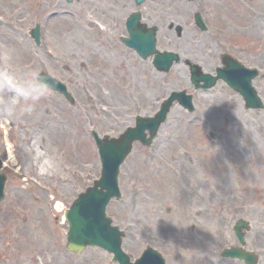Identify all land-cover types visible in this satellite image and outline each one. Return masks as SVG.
<instances>
[{"label": "rangeland", "instance_id": "1", "mask_svg": "<svg viewBox=\"0 0 264 264\" xmlns=\"http://www.w3.org/2000/svg\"><path fill=\"white\" fill-rule=\"evenodd\" d=\"M58 10L78 23L74 41L53 35ZM135 10L157 29L156 49L180 54L168 72H157L150 57L141 60L119 40ZM196 13L206 31L195 26ZM36 24L39 44L30 36ZM223 51L264 73V0H144L139 7L134 0H0V74L40 89L36 76L46 72L75 100L49 88L38 100L0 89L7 175L0 264H118L100 247L77 254L65 248L63 212L100 175L90 132L118 135L178 90L193 95L194 112L175 101L152 144L134 143L120 166L122 196L110 200L106 215L124 231L122 250L130 261L150 246L166 264H244L220 254L238 245L232 227L240 218L249 224L244 248L264 264V109H246L221 81L194 91L184 64L213 73ZM253 85L264 103V79Z\"/></svg>", "mask_w": 264, "mask_h": 264}, {"label": "water", "instance_id": "2", "mask_svg": "<svg viewBox=\"0 0 264 264\" xmlns=\"http://www.w3.org/2000/svg\"><path fill=\"white\" fill-rule=\"evenodd\" d=\"M140 4L143 0H135ZM197 26L204 27L200 17L196 16ZM128 38L121 40L134 48L142 57L147 58L148 55L154 54L153 64L160 71H167L173 60H177V55L172 52H158L155 48V32L156 29L147 28L145 24L139 22V13H133L127 20ZM38 28L32 30V35L38 43ZM224 68L217 69V76L202 73L197 65L191 66V81L196 87L208 88L214 85L218 78H222L225 82L237 90L245 101L246 107L251 109L263 108V104L256 90L252 87V79L257 75L255 69L245 68L236 63L232 58L224 59ZM37 79L42 81L50 88L59 91L65 98L73 102L71 96L66 91L64 84L56 81L52 77L40 73ZM203 81L199 84L198 81ZM176 100L184 108L191 111L194 109L191 96L186 91L172 92L165 101H162L160 109L155 112L153 117H140L135 119V126L128 127L123 133L117 137L104 135L100 138L96 132H92L94 142L98 148V154L101 163V175L98 180H94L92 186L87 187L83 193L72 202L70 207L64 211L66 223H68V231L66 237V248L69 251L80 253L87 245H97L103 247L113 253V260L119 264H165L161 255L150 247L143 250L142 255L133 262L122 252L121 236L123 232L118 228L111 226L110 218L105 216V207L110 198L119 197L120 192L117 183V175L120 164L129 154L132 143L136 140L143 145L151 144L161 123L166 120L167 113ZM146 130L148 136H146ZM1 168V161H0ZM6 176L0 171V201L4 198ZM241 228L248 229L247 221L239 219L234 224L235 236H237L240 244L244 243L243 232ZM223 256L237 257L243 259L246 264H255L256 256L252 253L243 251L240 248L224 249Z\"/></svg>", "mask_w": 264, "mask_h": 264}, {"label": "bare ground", "instance_id": "3", "mask_svg": "<svg viewBox=\"0 0 264 264\" xmlns=\"http://www.w3.org/2000/svg\"><path fill=\"white\" fill-rule=\"evenodd\" d=\"M70 14L71 13H69L68 11H63V10L55 11L54 15L51 16L52 17L51 29L53 30V35H55L56 37L69 38V39L74 41L76 39V31L78 28V23L75 21L76 25H74L71 22V18H68L69 16H71ZM84 19H86V18H84ZM92 25H94L93 22H92ZM104 30H105V28H101L102 32H104ZM20 46H21L22 50H24V51L26 50L25 43L20 42ZM46 54L48 56L52 57V55L49 52H46ZM64 67L67 69H70V64H67L66 62H64ZM10 98L11 97L7 94L5 99H3V100L7 101L9 103L11 100ZM87 100L90 102V104H91V102H93V100H91V99H87ZM8 160H10L9 162H11L12 164L15 163L14 162L15 159H14L11 147H9V150H8ZM40 264H42L41 261H40Z\"/></svg>", "mask_w": 264, "mask_h": 264}, {"label": "clouds", "instance_id": "4", "mask_svg": "<svg viewBox=\"0 0 264 264\" xmlns=\"http://www.w3.org/2000/svg\"><path fill=\"white\" fill-rule=\"evenodd\" d=\"M49 87L48 85H41L40 89H26L21 86L13 76L8 74H0V89H6L7 91L14 93L17 96L23 97L25 99L31 98L32 100H38L43 89ZM11 109H9V115L11 114Z\"/></svg>", "mask_w": 264, "mask_h": 264}]
</instances>
